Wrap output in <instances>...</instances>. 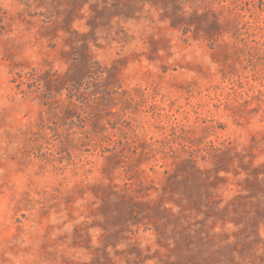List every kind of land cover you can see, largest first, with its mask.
Segmentation results:
<instances>
[{"label": "rangeland", "instance_id": "374dc122", "mask_svg": "<svg viewBox=\"0 0 264 264\" xmlns=\"http://www.w3.org/2000/svg\"><path fill=\"white\" fill-rule=\"evenodd\" d=\"M0 264H264V0H0Z\"/></svg>", "mask_w": 264, "mask_h": 264}, {"label": "trees", "instance_id": "16d2710c", "mask_svg": "<svg viewBox=\"0 0 264 264\" xmlns=\"http://www.w3.org/2000/svg\"><path fill=\"white\" fill-rule=\"evenodd\" d=\"M100 69H101V67L97 71H100V72L103 73V71H101ZM89 72H90V70H89ZM96 74H97V76L94 77V74L93 73L91 74V72H90V74H88L87 77L91 78V79H88L87 82H85V85H86L84 87L85 89L86 88L87 89H91L92 87H96V89H97L96 91H94V93H91V94H93V98H91L89 101L92 100L93 102H96L98 100L100 105H103V107L106 106L105 110L107 111V113L105 115L112 114V106H113V104H111V102H109L110 101L109 99L112 98V95L111 94L109 95L108 93H105L104 88L101 86V84H100L101 81L99 80V78L101 76V73L97 72ZM71 83H73V82H71ZM69 87H70L71 91L73 89H75V88H78V86H75V85H73V87L72 86H69ZM80 87L81 86H79L78 89H80ZM101 87H102V89H101ZM81 101L84 102V100H81ZM195 158H196V156L193 155L192 159H191L192 162H198V159H195Z\"/></svg>", "mask_w": 264, "mask_h": 264}]
</instances>
